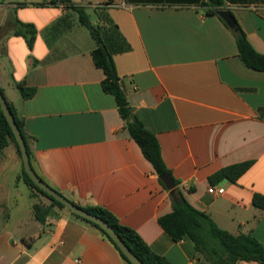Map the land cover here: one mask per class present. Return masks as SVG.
<instances>
[{"label":"crops","instance_id":"1","mask_svg":"<svg viewBox=\"0 0 264 264\" xmlns=\"http://www.w3.org/2000/svg\"><path fill=\"white\" fill-rule=\"evenodd\" d=\"M71 1L105 28L130 108L157 136L187 200L222 229L264 246V210L253 204L264 195V72L244 64L228 25L208 14L203 0H116L126 7ZM223 2L264 53V0ZM17 21L36 27L32 50L14 34ZM0 29V87L23 118L40 178L77 205L113 213L168 264H210L160 225L173 210L170 193L104 92L105 74L92 57L96 42L78 13L51 0H0ZM17 84L35 95L25 99ZM243 162L253 163L236 182L210 183ZM23 169L14 144L0 151V264H125L67 210L38 222ZM213 187L225 193L210 194Z\"/></svg>","mask_w":264,"mask_h":264},{"label":"trees","instance_id":"2","mask_svg":"<svg viewBox=\"0 0 264 264\" xmlns=\"http://www.w3.org/2000/svg\"><path fill=\"white\" fill-rule=\"evenodd\" d=\"M51 3L64 4L78 13L80 23L88 28L96 42V48L92 52V57L95 65L102 69L105 74V79L102 82L104 92L114 96L118 111L126 122V127L131 138L140 146L145 158L154 167L162 185L165 187L160 179L161 175L169 174L172 178L174 183L173 187L171 189L165 188L170 193L173 210L159 219V223L164 230H166L174 241L188 240L192 242L195 249L210 264H239L240 262L264 264V246L256 238L250 234L243 233L234 235L222 229L208 213L196 209L187 200L183 190L180 188L179 181L172 176L163 160L157 136L145 128L144 124L135 116L130 108L127 95L122 87L121 79L116 69L114 60L115 50L111 48L108 42L105 28L100 25H94L86 9L73 4L71 0H51ZM202 6L207 8L208 14H217L218 11L222 10L224 7V2L223 0H203ZM17 23L14 34L22 36L26 40L30 50H32L37 35L36 27L32 24L19 21H17ZM110 23L111 27L116 30L117 37L120 38L117 26L112 22ZM230 30L236 39L239 57L244 64L248 68L264 72V53H259L252 46L247 34L238 21L236 27L234 29L230 28ZM3 32L4 29H0V36L3 35ZM17 88L21 91L25 99L35 95V89L33 88H26L22 84H17ZM0 89L4 94L3 89L1 87ZM8 105L24 137L32 163L33 153L28 144L23 118L18 114L17 109L10 102H8ZM261 112L264 115V109H262ZM10 144H14L18 154L21 156L19 145L13 131L0 107V151L4 150ZM252 163L253 162H243L223 168L210 177V183L215 184L224 180L234 183L252 166ZM22 178L30 188L31 197L36 200L33 204L32 212L34 218L38 222L42 224L46 223V220L54 215L56 208L67 210L62 203L38 188L29 178L25 169H23ZM40 197L48 199L50 203H43ZM74 204L77 205L76 203ZM253 204L258 209L264 210V195L256 194L253 198ZM77 206L105 220L143 264H168L162 257L155 254L148 247L134 229L121 224L118 218L107 209L98 206ZM67 211L74 218L96 229L102 237L114 246L125 264H132L113 239L98 225L71 213L69 210Z\"/></svg>","mask_w":264,"mask_h":264},{"label":"water","instance_id":"3","mask_svg":"<svg viewBox=\"0 0 264 264\" xmlns=\"http://www.w3.org/2000/svg\"><path fill=\"white\" fill-rule=\"evenodd\" d=\"M224 22L232 29L236 27L237 21L233 13L228 9H222L218 11L217 13ZM0 107L13 131V134L16 138V141L19 145V149L22 156L23 166L24 169L29 176V178L35 183V185L40 188L42 191L46 192L49 196L53 197L60 203H62L67 210H69L71 213L80 216L89 222H92L96 225H98L102 230H104L110 238L113 239V241L118 245V247L121 249V251L125 254V256L128 258V260L132 264H143L127 247V245L120 239L118 234L114 231V229L102 218L98 217L97 215H94L92 213L87 212L83 208H80L79 206L72 203L70 200H68L64 195L57 192L55 189L50 187L40 176L36 173L34 170L31 159L27 150V146L24 140V137L15 121V118L12 114V111L10 110V107L8 105V102L2 93L0 89ZM161 181L167 187L168 189H171L174 185L172 178L169 174H163L160 176Z\"/></svg>","mask_w":264,"mask_h":264},{"label":"built area","instance_id":"4","mask_svg":"<svg viewBox=\"0 0 264 264\" xmlns=\"http://www.w3.org/2000/svg\"><path fill=\"white\" fill-rule=\"evenodd\" d=\"M110 5L111 6H117V7H126V4L124 3V2H118V1H111L110 2ZM208 192L210 193V194H214V195H223L224 193H225V190H224V188H215V187H213V188H209V190H208Z\"/></svg>","mask_w":264,"mask_h":264}]
</instances>
